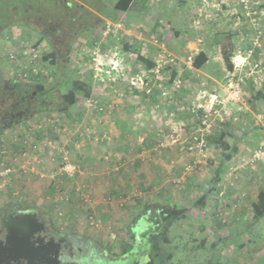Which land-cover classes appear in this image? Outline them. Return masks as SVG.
<instances>
[{
    "label": "rangeland",
    "instance_id": "1",
    "mask_svg": "<svg viewBox=\"0 0 264 264\" xmlns=\"http://www.w3.org/2000/svg\"><path fill=\"white\" fill-rule=\"evenodd\" d=\"M61 2L71 4L76 16L83 10L87 14L79 21L84 28L59 34L53 45L37 29L48 30L57 20L33 13L27 25H16L11 18L20 12L8 13L0 6V83L2 79L17 93L24 84L50 87L62 80L57 93L53 91L57 97L46 101L54 110L32 105L29 114L0 128V172L9 169L0 176V218L37 212L59 232L94 237L84 214L92 203L86 204L85 189L72 193L70 201L55 203L51 196L55 187L68 194L94 184V175L80 174L82 146H75L81 141L94 145L104 168V163L120 166L97 178L113 176L114 182L128 176L122 182L128 190L121 195L127 200L101 194L114 222H126L102 233L92 230L103 237V244L94 242L102 251L121 254L129 249L134 242L130 225L159 212L166 216L162 250L170 264H264V218L254 220L252 208L264 192V158L255 156L264 152V0H99V10L87 1ZM31 47L40 51V60L22 54ZM199 53L206 58L203 64L194 62ZM138 56L154 68L148 69ZM70 93L76 103L59 108L62 101L67 105ZM10 96L7 92L6 105ZM112 119L126 131L125 143L103 136L106 132L111 138L109 129L100 127ZM222 132L229 135V144ZM139 134L148 146L158 145L155 157L140 152ZM236 143L243 152L234 159L230 151ZM109 149L120 160L111 158ZM66 151L75 154L67 160L77 169L68 179L59 171ZM137 155L144 159V168L150 163L163 169L132 174L131 169L140 168L133 162ZM218 169L240 173L230 171L224 178ZM231 183L248 188L229 192L225 185ZM232 195L233 202H248L240 220L224 213L228 203L215 200L230 201ZM211 210L218 216L209 215ZM71 212L77 216L70 218ZM80 240L82 247L89 242Z\"/></svg>",
    "mask_w": 264,
    "mask_h": 264
},
{
    "label": "crops",
    "instance_id": "2",
    "mask_svg": "<svg viewBox=\"0 0 264 264\" xmlns=\"http://www.w3.org/2000/svg\"><path fill=\"white\" fill-rule=\"evenodd\" d=\"M116 123H117V121L115 119H112L109 124L107 122H104L103 125L100 127V130L104 131V130H108L109 129V133L111 135L110 136L111 138L107 137V135H106L107 133L106 132L103 133V136L106 139H108V140L112 139L113 142H117V143L118 142L119 143H123V142L125 143L124 139H126V136L124 134H125L126 131H123L121 128H117L118 126L116 125ZM143 123L144 122H141V124H139V126L141 128L143 127V125H142ZM128 133H129V131H127V134ZM223 134H224L223 139L227 142V144H229L228 143L229 141L227 140V139H229V135H225V133H223ZM140 135L141 134H139V136H137V140H136L138 142H141V144L139 143L140 152L142 154L147 155V158L150 157V156H152V157L154 156L155 157L156 156L155 152L158 151V149H157L158 145L156 146V145L153 144L152 147L148 146L147 139H145L144 137H142ZM131 144H132V142L129 143V145H131ZM81 146H82V148H81L82 156L78 155V159L83 161L84 169L83 168L81 169L82 171L80 172V174L86 172V173H90L91 175H94L95 177H92L90 180L95 185L92 184V183H90V184L86 183V184L82 185V187H80V188L77 187V188H74V189L70 190L71 192H69L68 194H66V192H62L61 190H59V189H57L55 187V188H53L54 192L52 191L53 193H51V196H52V198L56 199L55 203H58L59 201H61V202L70 201L69 199H71V194L72 193L75 194L78 189H80V190H84L85 189V193H89L90 196H93L94 200L92 201V203H91V205L89 207H86L87 210L85 209L84 214H85V216L87 218V222H88V224L90 226L89 228L91 230V234L94 235L95 238L91 237L89 235H82V234L78 235V237H85L89 241V243H92L93 245L95 243L101 245V244H103L102 243L103 242V237H101L102 239L99 238L95 232H98V233L101 232V231L105 232L106 231L105 228L109 231L111 229V227H113V228H115V227L116 228H120L121 227L122 228L123 227L122 224H126V222H124L122 224H119L118 222H114V220H116V217L113 215V211L110 210V207H109L110 204L109 203H103L102 200H100L101 197H102L101 194H103V193L104 194L105 193H110L111 195L114 194L115 198L117 199L116 201H120V200L125 201V200H127V198L124 199L123 196H121V195L124 194L126 190H128L127 187H125V185L122 183V182H127L128 176L125 175L124 177H121V178L118 176L117 178L119 180L117 179L114 182H113V176L108 177L107 180H105L106 177L97 178L96 176H99V175H102V174H109V173H114L115 171H119L120 170V166H117V167L114 166L115 168H113V167L110 168V167L107 166V163H104L106 165L105 168H104V165H102V163H100L98 161L100 156H99V154L97 155L98 150L95 149L94 145H90L89 143L83 144L80 141V142H77V145L75 146V148L79 149ZM234 146H236V148H235V150L230 151V154L235 159L236 158L235 156L240 154L241 151L243 152V149H242V145L239 146L238 143H236ZM105 148L108 149L106 146H105ZM233 149H234V147H233ZM112 150L113 149H109L108 151L112 153ZM131 150H132L131 148L128 149V151H131ZM75 152H79V150H77ZM66 153H67V158L68 159L74 160L75 154H74V156H72V154L70 152L66 151ZM113 153L111 154L110 157L111 158H118L120 160V158H121L120 154H117L115 149H114ZM120 153H122L124 155L123 151H120ZM135 158H138V159L136 161H133V162H134V164L139 165L140 168L131 169V173L132 174H137L138 175L140 173H144L145 170L149 171V172H153L154 169H163L162 167H160V165L152 166L150 163H148V167L144 168L142 166V161L144 159L143 158L139 159V158H141L140 155L135 156ZM102 159L107 160L108 157L104 156V157H102ZM84 160H86V161H84ZM227 163L230 164L229 161ZM78 167L81 168V166H79V165H78ZM104 169L105 170L107 169V171H104ZM238 170L239 169H218L217 171L218 172L222 171V173H224V178H227L226 176H229V174H231V172H237ZM121 172H123V171H121ZM159 172L161 173L162 171H157V173H159ZM51 177L54 180L57 177V173L53 172V176H51ZM63 178L68 179L66 176L63 177ZM198 182H200L199 179H198ZM228 185H231L232 187L228 186ZM228 185H225V186H226V189L229 192H234L235 189L238 190V191L239 190L246 191L247 188H248V187L247 188L246 187H242L241 185L240 186L239 185H235L234 183H231V184H228ZM217 186H219V184ZM218 189H219V191L221 190L220 187L216 188V190H218ZM197 190H198V188H197ZM259 192H261V191H259ZM237 193L238 192H236V194ZM140 194L139 195L141 197L142 193H140ZM89 195H86V197L84 196V198L89 197ZM107 196H109V195H107ZM225 197H227V196H225ZM232 197H233V195H232ZM234 199L235 198L233 197L232 199L229 198L230 201H224L225 200L224 198H219L218 197L215 200H217L220 203V205H225L226 203H228L227 204L228 207L226 208L224 213L227 216H233V218L235 220H240L241 217L239 216V213L244 212V210H245L244 208L247 207L246 205L248 204V202L246 200H243V199L236 200V202H233ZM86 204H88V203H86ZM127 204L128 203H126V205ZM229 205H230V208H229ZM230 209H231V211H230ZM213 212L214 211L211 210V213L209 215L212 214V216L217 217L218 214H213ZM72 216H77V215H74L73 212H71L70 218ZM89 217L93 218V221H94L93 224H91V221H90ZM74 220H76V219H74ZM133 225H130V228H131L132 231H133V228H132ZM217 225H219V223H217ZM92 230L95 231V232H93ZM76 233H78V232H76ZM67 235H69V234H67Z\"/></svg>",
    "mask_w": 264,
    "mask_h": 264
},
{
    "label": "flooded vegetation",
    "instance_id": "3",
    "mask_svg": "<svg viewBox=\"0 0 264 264\" xmlns=\"http://www.w3.org/2000/svg\"><path fill=\"white\" fill-rule=\"evenodd\" d=\"M67 5L69 7L71 4ZM24 19L26 20L28 18L25 17ZM75 23L76 22L74 21L72 25L70 24V28L74 29ZM38 25L39 23L35 22V26ZM67 30V27H65L63 22L59 20H57L54 26L48 30L44 28L37 29L42 37H45L46 41L51 42L52 45L53 42L58 39L57 37L59 34H61L60 36H64ZM3 83L4 81L1 79L0 128L5 127L7 123L12 124L16 119L28 114L32 104L36 102V94H33V96L29 97L28 99L24 96L23 99L24 101H27L29 108L21 110V104L19 103L21 96L17 95L19 92L15 93V89H12L6 83ZM7 92L10 93L11 96L8 99L10 103L6 105ZM144 216L147 218L144 221V226L141 230L142 232L138 234L137 238V234L131 230L134 242L132 246L129 247V249H126L121 254L109 253L103 247L102 251L99 246H95L89 242L86 243L84 247H82L80 237H71V235L59 232L52 226L50 221L45 220L42 215L40 220L45 224L44 235L47 237L44 239V242L53 238L61 244L58 250V259L60 261L59 264H170L167 253L162 250V248L165 246L163 238L166 234L165 231L167 230V226L164 223L166 216L159 212H154L153 216L148 214ZM144 216L139 217L132 228H135L137 222ZM8 217L9 215H4L0 218V220ZM36 239H40L39 234H37Z\"/></svg>",
    "mask_w": 264,
    "mask_h": 264
},
{
    "label": "trees",
    "instance_id": "4",
    "mask_svg": "<svg viewBox=\"0 0 264 264\" xmlns=\"http://www.w3.org/2000/svg\"><path fill=\"white\" fill-rule=\"evenodd\" d=\"M54 0H0V6H4L5 10H7L6 12L10 11V10H16L17 12H20V18L18 20H16V18H18L19 16L17 14H15V16L13 15L11 18V23H15L16 25H27L28 21L25 20L24 18L31 15V14H35L38 16H42V17H49L50 19H54V20H59L62 21L64 26L67 27L68 30L72 29L70 28V24L72 25L75 23V27L74 30H81L82 29V25H80L79 21H81V19L83 18V16L85 17L87 14V11L83 10V7H81L79 5V11L83 10V13L79 14V16H76L77 12L73 11V9L71 8L72 5H69L68 7V3L65 4V6H63L61 0H57L55 2V6H52V2ZM79 1H87V3L91 6V8L97 9L99 10L98 7V2L99 0H79ZM124 1H130V0H124ZM18 5V6H17ZM9 13V12H8ZM15 19V20H14ZM73 31L70 32V35H73L74 33H72ZM55 54L59 57L60 53H58V51H55ZM61 57H63L61 55ZM60 58V57H59ZM138 59L148 68V69H152L154 68V63L147 61L143 58H141L140 56H138ZM197 60V61H196ZM206 58L204 56L203 53H199L197 56V59L194 60L195 63L198 62V64H203L205 62ZM225 64L227 66V69L229 71L232 70V64L230 62V59L227 58L225 60ZM176 77V73L173 72L170 75V80H174ZM62 83V80H57L55 82L56 86H50V87H46V86H42V85H33V84H24L21 85L20 87V91L19 92V96H21V99L19 101V103L22 105H28L27 101H24V96L25 98H29L31 96H33V94H36V102L39 99L41 102L39 104H32L33 106L36 105L37 106H41V111H45L46 108L49 110H54L52 106H49V104H47L48 102L47 99L50 96H55L57 97V95H54L57 93L58 86ZM53 91H55V93L53 94ZM148 96L149 97H153L154 92L152 90H150L148 92ZM262 94L259 93L258 96L260 97ZM41 98H38V97ZM262 97V96H261ZM66 100L68 101L67 105L64 104V102L62 101V106H60L59 108H63L65 107L66 109H68L69 106L74 105L77 101L76 99V95L74 93H70L67 95ZM46 104V106H45ZM32 106V108H33ZM43 106V107H42ZM40 108V107H39ZM58 108V109H59ZM22 110V109H21ZM63 109H60L59 111H62ZM31 111V110H30ZM29 114V111H28ZM56 173V172H55ZM61 176H65V175H61ZM111 199V198H110ZM253 218L254 220H259L261 218H264V192H261L258 196V201L253 205Z\"/></svg>",
    "mask_w": 264,
    "mask_h": 264
},
{
    "label": "water",
    "instance_id": "5",
    "mask_svg": "<svg viewBox=\"0 0 264 264\" xmlns=\"http://www.w3.org/2000/svg\"><path fill=\"white\" fill-rule=\"evenodd\" d=\"M146 218L142 217L133 228L137 238ZM40 219L41 214L31 212L0 220V264L60 263L58 250L61 244L53 238L44 242L47 237L44 235L45 224Z\"/></svg>",
    "mask_w": 264,
    "mask_h": 264
},
{
    "label": "built area",
    "instance_id": "6",
    "mask_svg": "<svg viewBox=\"0 0 264 264\" xmlns=\"http://www.w3.org/2000/svg\"><path fill=\"white\" fill-rule=\"evenodd\" d=\"M39 50H34L32 47L29 50H24L22 51L23 55H26L28 57V54H31L30 58H37L38 60H40L42 57L39 55ZM10 58H13L14 56L12 55V53L9 54ZM46 76L47 73H45ZM256 157H262L264 158V152H258L255 155ZM264 160V159H263ZM60 173L62 175H65L66 177H72L75 175V173L77 172L76 167L71 164L68 160L65 154L62 155V164L61 167L59 169ZM9 173V169H4V171L0 172V176H6ZM111 199H107V201H110ZM85 202L90 204L92 201H90L89 197L85 198ZM90 221L93 222V218L89 217Z\"/></svg>",
    "mask_w": 264,
    "mask_h": 264
}]
</instances>
